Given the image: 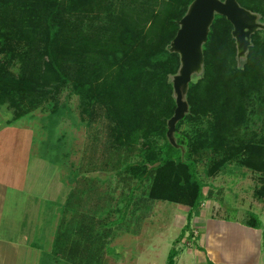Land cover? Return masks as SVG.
Here are the masks:
<instances>
[{"label":"trees","instance_id":"obj_1","mask_svg":"<svg viewBox=\"0 0 264 264\" xmlns=\"http://www.w3.org/2000/svg\"><path fill=\"white\" fill-rule=\"evenodd\" d=\"M193 1L0 0V108L12 112L9 124L48 105L57 125L65 112L59 97L69 89L86 126L105 122L102 165L126 174L136 189L145 186L142 201L131 190L122 207L100 212L81 211L85 191L70 194L60 205L51 251H41L39 264H103L113 228L130 232L132 220H141L135 215L140 202L198 213L211 197L203 194L199 162H206L207 177L229 165L261 174L255 197L264 203V27L239 58L232 25L215 15L201 70L184 94L188 112L167 136L180 70L170 45ZM235 1L264 25V0ZM243 224L262 228L252 213ZM179 252L172 248L167 264Z\"/></svg>","mask_w":264,"mask_h":264},{"label":"rangeland","instance_id":"obj_2","mask_svg":"<svg viewBox=\"0 0 264 264\" xmlns=\"http://www.w3.org/2000/svg\"><path fill=\"white\" fill-rule=\"evenodd\" d=\"M59 105L65 112L57 119V125L49 120L48 105L11 124L12 112L6 107L0 108L3 159L17 145V156L20 159L27 156L30 160L25 193L0 185V244L3 240L17 244L10 243L12 246L6 251L10 258L3 257L11 264H39L41 251H51L54 234L63 217L60 205L75 191L88 193L83 199V213H87V209L100 212L106 206L112 210L122 207L124 201L120 200L131 190L136 199H143L145 186L136 189L138 184L129 181L126 174L117 175L109 171L111 165L107 168L102 165L105 151L101 144L106 142L104 120L86 126L81 120L78 98L69 89L60 95ZM4 160L2 165L0 160V175L6 174ZM205 166V161L199 162L197 173L205 185L203 194L211 193V197L201 203L198 213L180 204L158 201L145 202L142 206L139 201L142 210L138 209L135 215L141 220H132L130 232L113 228L108 246L111 252L105 251L103 264H167L172 248L182 252L177 254L176 261L180 254L187 257L189 249L206 243L208 238L211 240L218 231L217 221L243 223L250 213L259 219L263 228L264 203L255 197L261 187V174L229 165L215 176L207 177ZM116 217L113 211L109 220L114 221ZM182 230L184 236L177 242ZM25 240L33 247H26ZM3 259H0L2 264Z\"/></svg>","mask_w":264,"mask_h":264},{"label":"water","instance_id":"obj_3","mask_svg":"<svg viewBox=\"0 0 264 264\" xmlns=\"http://www.w3.org/2000/svg\"><path fill=\"white\" fill-rule=\"evenodd\" d=\"M215 15L227 19L232 25L238 57L247 53L251 35L263 26L256 15L241 8L235 0H194L186 15L179 22V30L170 45V51L180 57L179 73L173 78L176 108L168 121L167 136L171 139L175 125L188 112L184 94L194 74H198L203 63L202 46L207 41L209 28Z\"/></svg>","mask_w":264,"mask_h":264},{"label":"crops","instance_id":"obj_4","mask_svg":"<svg viewBox=\"0 0 264 264\" xmlns=\"http://www.w3.org/2000/svg\"><path fill=\"white\" fill-rule=\"evenodd\" d=\"M11 145L13 147L14 143L12 142ZM16 148L17 145H14L9 156L6 154L5 160L3 159L4 154L0 152L1 165L4 160L6 168V174L0 175V185L18 193H25L30 160L27 156L20 159L16 154ZM7 157H9V161H7ZM217 227L218 231L214 233L211 240L208 238L206 243L202 242L200 246L189 249L187 257H182L180 254V258L176 259L175 264H264V226L260 229H253L245 226L242 222L221 220L217 221ZM26 241L23 244L32 248L33 246H29ZM10 243L17 245L14 242L1 241L0 259L10 258L6 254L8 247L12 246ZM15 248L18 250V246ZM178 250L181 251V249ZM2 253L5 256H1ZM4 262V264L10 263L5 260Z\"/></svg>","mask_w":264,"mask_h":264}]
</instances>
